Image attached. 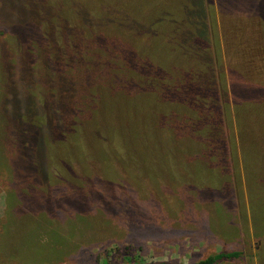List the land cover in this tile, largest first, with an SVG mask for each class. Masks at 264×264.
<instances>
[{
  "label": "rangeland",
  "instance_id": "obj_1",
  "mask_svg": "<svg viewBox=\"0 0 264 264\" xmlns=\"http://www.w3.org/2000/svg\"><path fill=\"white\" fill-rule=\"evenodd\" d=\"M245 100L264 0H0V264H264Z\"/></svg>",
  "mask_w": 264,
  "mask_h": 264
},
{
  "label": "trees",
  "instance_id": "obj_2",
  "mask_svg": "<svg viewBox=\"0 0 264 264\" xmlns=\"http://www.w3.org/2000/svg\"><path fill=\"white\" fill-rule=\"evenodd\" d=\"M245 93L249 94V93H251V91L245 90ZM261 94H263L262 91H261ZM245 96L246 97H249V96L253 97V96H255V93L254 94H250V95H245ZM242 103H243V107L241 108V107H237L236 106V111L238 113L242 112V114L244 116V117H242V119L244 121L242 120L243 122L240 123V128L244 127L245 129H247L248 128V124L250 122V118L254 116L253 112L257 109V107L263 106L264 103L261 102V104H259V105L258 104H253V103L251 104L250 100H245ZM201 110L202 109H200V111ZM49 124H47L46 126H48ZM44 127L45 126H42L43 129H44ZM48 129L49 128L47 127V130L45 132H43V135H46V133L48 132ZM244 132L247 133L248 131L244 130ZM246 136H249V133ZM244 138L246 139L247 137H244ZM42 140H44V137H42ZM44 142H45V140H44ZM242 257H243V253L241 251H239V250H224V251H220V252L214 254L211 257H208V258H205V259H201V260H198V261L193 262V263H187V264H221V263H223V262H225L227 260H235V259H240ZM142 264H186V263H180V262H176V261H172V260H155V261H151V262H145V263H142Z\"/></svg>",
  "mask_w": 264,
  "mask_h": 264
}]
</instances>
